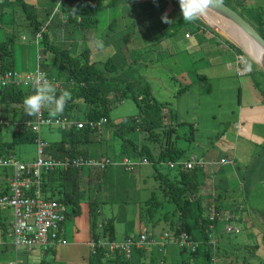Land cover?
<instances>
[{"label": "trees", "instance_id": "trees-1", "mask_svg": "<svg viewBox=\"0 0 264 264\" xmlns=\"http://www.w3.org/2000/svg\"><path fill=\"white\" fill-rule=\"evenodd\" d=\"M16 1L19 0H0L1 73L16 70L14 66V47L18 45L16 42L21 41L23 32L18 28H21L20 25L22 23H17L16 17L12 16L9 29H7V32L2 31V25L4 24L2 19L7 11L6 7H10V4ZM221 1L236 10L245 19L250 17L252 21L248 22L264 37V4L254 3L253 0ZM122 2L123 0H56L50 6L44 7L43 10H37L29 2L20 1L21 10L24 13L23 15L20 10V22L26 19L27 26L35 34L34 43L37 46L36 51L38 50L39 53L36 58L37 67H40L50 79L54 80V77H57V81L61 82V91H55L56 89L52 87L51 90H46L43 93V98L41 96V99L44 101V114L59 115L66 117L69 121H75L74 124L70 123L65 129L59 127L61 138L52 141L45 148L43 147L45 155L51 157L53 160L63 159L64 157H70L71 159L88 158L90 155L88 150L90 143L93 139L97 140L96 134L103 131L105 126L111 129L110 132H107L109 134L107 141L111 143H107V145L111 144L118 148H115L116 153L113 155V158L116 160L121 159L123 156H130L133 158H146L148 163H154L156 157L148 145L149 142L160 145V152L157 155L158 163L183 160L182 155L184 150L177 148L172 139V134H175V137H180L174 125H180L181 123L178 121L175 111L172 109L168 113L164 111L169 102H159L156 99L152 92L150 82L144 76L138 75L135 80L122 79L119 76V70H122L127 62L128 65H131L133 62H138V58H131L130 50L132 51V48L129 45L122 46L107 54L104 53L105 51L101 52V48H99L97 50V53H99L97 59L106 58L100 64H97L99 60L91 59L89 47L86 46L83 48V44L87 45L89 42L88 31L94 32L93 35L97 37L101 33L94 28L97 25L98 14H101L104 9H112ZM168 2L172 5V10L167 14L165 11L161 12ZM144 4L150 8L149 13L147 12L148 14L144 16L147 23L151 20L155 24L157 22L156 18L163 22L177 10L182 17L181 19L188 26L185 31L199 34L200 32L205 33L208 30L207 28H209L187 7L183 0H147ZM58 9L60 19L58 18L56 23H60L63 29L62 31L73 34L74 29H78L80 39L82 38V41H80L81 50L79 48L78 53L74 56L70 55L67 50H60L58 48V45L52 38L51 30L48 29L57 13H54V11ZM11 11L14 12V10ZM112 23V21L109 22V29L113 27ZM147 23L144 20L142 28ZM152 28V37L154 40L156 27L152 26ZM18 31L20 32L19 37L18 34L16 35ZM173 32H171V35L174 34ZM113 33L112 30L111 32L109 30L104 31L105 49L110 47V45L115 46V42L118 43L120 41V37L116 33L113 36ZM149 35L148 33L147 36L143 37V40L153 42ZM228 44L237 50L238 53L242 54L240 48L231 42H228ZM98 45L101 44L98 43ZM121 48L122 50H120ZM149 62L145 66H149ZM59 73L62 75V78L58 77ZM261 73L264 74L263 71ZM59 78L62 80H59ZM23 86L25 85H0V106L1 104L13 106L14 115L11 121L12 123H9L0 113V119L3 121L0 124V156H14L13 150L18 144H28L31 142L39 144L37 142L38 138H40L39 133H36L31 128H27L23 124L25 120L32 118L36 111L32 103L34 97L37 95V91L33 86H31L30 90ZM61 94L63 96L62 101L55 103L54 101ZM129 98L134 100L138 105V114L123 118L117 123H111L109 118L110 110L124 99ZM104 118L106 122L103 123ZM79 120L83 122L99 121L102 124V130L97 131L96 127L95 129H90L88 125L80 128L77 126ZM10 125L15 126V129L11 133V140H3L1 127ZM137 133L144 134V138L148 142L143 141L142 138L138 140L137 137H133ZM103 139H98V143L102 144ZM116 139L119 142H116ZM93 148L99 151L98 147L94 146ZM103 156L110 155L105 153ZM257 156L258 158L264 156V149ZM249 166L241 176L238 187L232 188L228 186V181L224 185H220V191L227 192V195H225L226 197L223 196L222 192L214 195L213 199L215 202L213 204L218 213L226 211L228 207H232V209L238 207L236 200H232L229 206H226V203H224L225 198L233 197L236 199L237 197L244 196V192H248L249 190L248 186L253 187L262 176L264 179V175L261 172L256 176V167L251 169L252 167L249 168ZM112 167L114 166H108L107 170H111ZM166 167L167 170L164 173L156 170L153 174L155 185L150 190L151 196L145 201L142 207L143 210L146 206L145 212L143 213L142 211L143 215L139 212L137 220L142 221L144 216L149 220L156 215L157 211L164 212L165 216H167V211L171 212L173 219H170L169 223L174 228L173 235L177 236L181 232H186L193 240H197L199 243L198 247L194 250L186 246L180 247L182 254L188 252L190 255L189 258L183 260V264H190L192 259L193 262L194 260L196 261L194 264H197L200 259L202 261L201 264H209L213 258V246L209 243L211 239L214 240L212 233L217 227L220 218L226 221H224V224L231 223V220L223 218L224 216H220L214 220L209 219L205 204L210 202H206V197L201 193L202 187L206 184V179L208 177L210 178V174L205 171V166L194 165L185 170L180 169L179 165L170 167L168 164ZM107 170L102 171V174L107 172ZM0 171L5 172V175L8 174L5 169L0 168ZM108 175L107 177H109ZM118 179L119 175H117V181ZM79 183L77 170L55 168L43 173L41 189L46 197L57 199L60 202L62 200L70 204L71 210L73 208V211L77 212L76 205L78 204L79 198L74 197L78 195L75 194L73 189H77ZM5 184L0 185V194L7 192ZM157 193L160 194L161 200L156 199ZM169 202L173 204V210L171 211L167 209V203ZM89 205L91 215L95 217L96 214H101L103 219L100 221V225H102L101 233H96L93 230L92 238L98 240L99 238L107 237L112 240L108 235L111 237L114 235V220L105 216V212L101 206L98 207V205H94L92 202ZM253 213L255 216L262 217L264 216V209L253 210ZM262 221L264 225V218H262ZM1 223L0 220V227L4 228ZM174 223L175 225H173ZM96 225L99 224L93 222V229ZM138 229H141L140 225ZM261 234L264 246V231ZM1 236L2 239H0V242L5 241V237L8 236V231L5 228L1 232ZM153 236V234H150L147 237L151 240L155 238ZM137 260L142 264H156L157 253L155 251L149 252L147 246H144L134 247L130 255L126 256L124 252L116 251L115 253H110L107 249L99 247L95 252H91L89 256L90 264H135Z\"/></svg>", "mask_w": 264, "mask_h": 264}, {"label": "rangeland", "instance_id": "rangeland-1", "mask_svg": "<svg viewBox=\"0 0 264 264\" xmlns=\"http://www.w3.org/2000/svg\"><path fill=\"white\" fill-rule=\"evenodd\" d=\"M20 1L32 2V0H19L10 4V7L12 8L10 9L14 10L13 15H16L17 23H22L20 25L21 28L18 29L22 30L25 36L23 39L21 38L20 42L22 43L16 42L18 45H15L14 47V66L17 71L26 73L35 70V66L38 65L36 58L39 53L38 50L36 51L37 46L34 43L35 34L31 31V28L27 26L26 19L20 22ZM53 2L54 0L46 1L44 3V7L51 5ZM166 5L163 10H161V12L167 10ZM21 12L23 13V10H21ZM55 12L57 13L55 15L54 21L50 23L48 29L51 30V34L53 36L52 38L55 40L58 48L60 50H67L70 55L74 56L76 53H78L79 48L81 50L80 41H82V38L80 39V33H78V29H74L73 34L70 32L64 33L60 23H56L57 19H60L59 9L54 11V13ZM128 13H130V17L128 16ZM179 14L180 13L176 10L163 22L159 21L157 18V22H155V24L154 21H148L147 25L156 27V33H154L155 38L153 42L143 40V37L147 36L149 33L147 27L138 29V27L143 26L142 24L144 23V20L145 23L147 22L144 18V7L141 4H134V1L132 0H123L121 4L112 9H104L101 14H98L96 22L97 25H95L94 28L98 30V32H101L98 34L100 44L105 40V30H109L110 32L112 30L114 32L113 36H115L116 33L120 37V41L118 43L115 42V46L110 45V47L106 49L102 48L100 49L101 52L105 51L104 53L107 54L112 50L115 51L119 47L128 45L130 48H132V51L130 50L131 58H138V62H133L131 65H128L127 62L124 68L119 70V76H121L122 79L127 78L134 80L138 75L144 76V78L150 82L152 92L154 93L156 99L159 102L169 101V104L164 111L166 113H168L171 109L175 111L178 121L181 123L180 125H174L177 128V133L180 135V137H175V134H172V139L174 140V144L177 146V148L184 150L182 156L185 157L196 155V157H200L207 152V149L213 146L217 147L216 137L220 138L222 134H224L225 131H228L229 129L228 126L230 123L227 121L231 122L232 120L237 119V113L233 116L231 111H234L236 108L237 100L240 98L239 92L242 91V96L244 99V95L248 90V87L247 82L242 78L240 81L236 80L225 83L226 91L220 90L219 92V88L221 89V83L215 81L214 77L208 76V78L205 80L197 79L196 69L198 70V67L201 68L202 65L204 67L206 65L205 63L208 61L212 65V67L209 68L210 70L221 69L222 58L218 51L220 50V43L218 42L220 39H218V37L223 41H229L221 36L218 32L211 29L208 25V32H212L218 37L204 33V35H201L202 40L200 42H198L197 34L194 32L191 33V38L186 37V32L184 31L186 28H188V26H186L184 20L181 19L182 17ZM247 20L250 22L252 21L250 17ZM110 21L113 22V27H111V29H109L108 26ZM171 32L174 34L171 35ZM17 34L19 37L20 32L18 31L16 35ZM87 35H89V37H95L92 31H88ZM86 46L90 48L91 59H97V56H99V53H97L99 47L95 48L97 44H83V48ZM120 50H122V48ZM40 54L42 53L40 52ZM95 54H97V56ZM105 59H97L99 60L97 61V64L102 63ZM172 59H179V62L181 61L182 65L185 67L187 64L188 71L190 68L189 73L183 77L177 76L174 78L173 74L171 75V71L168 70V65ZM149 60H151V62H149ZM248 60L253 63L249 57ZM148 62L149 66L146 68L145 65ZM153 62H157L161 66L159 67L158 64H151ZM192 66L196 69L193 70ZM253 72L252 80L254 85L257 86L256 89L257 92H259L258 95L264 97V78L262 77L263 73H261L258 68L257 71L254 69ZM58 77L62 78V75L59 73ZM192 77L194 78V81H190ZM60 78L59 80H62ZM54 80L57 81V77H54ZM58 83V88H60L61 82L59 81ZM23 87L30 90L31 83ZM55 91H59V89ZM224 93L226 94L224 95ZM138 109L139 107L134 100L130 98L124 99L110 110V122L117 123L123 118L136 116L138 114ZM0 113L6 121L12 123L11 121L14 118L13 106L1 104ZM212 115L215 117L213 118ZM195 126L197 129H194ZM1 128L2 139L11 140V133L15 129V126H3ZM110 130V127L105 126L103 131L100 132L101 134H96L97 140L93 139L91 142L93 144L90 143L89 145V157L101 160L103 155L106 153L110 155L109 157L117 163L121 161V159L116 160L111 157L114 155V153H116L115 148L117 147L111 144L107 145V143H111L110 141H107V138H109V134L107 132H110ZM39 136L44 142L43 147L45 148V146L49 145L52 141H56L61 138V131L55 125H42ZM133 137H137L138 140L142 138L143 141L148 142V140L144 138V134L141 135L137 133V135ZM98 139H103V143H98ZM116 142L119 141L116 139ZM148 145L156 157L154 159L156 161L154 163L149 162L140 164L136 167H141L140 172L142 171L141 174L143 175L144 180L142 183L136 181L134 177L135 171H123L124 174L132 176H128V178L131 180V184L126 186L123 184L121 185L120 181H117L114 178L115 176L107 177V172L103 174L102 172H96L97 180H94L88 186L86 185V181L82 182V188L86 190V198L90 199L89 203L92 202L94 205H98V207H100L102 205L100 202L107 200V202L104 201V204L107 205L103 206H110L112 211L111 215L116 217L115 223H113L114 235L113 237L108 235L112 240L122 243L124 239L123 237L125 235L124 232H129V234L132 233V236H135L136 225L137 227L140 225L143 231H145L148 235L153 234V237L156 238L157 243L153 245L155 248L154 251L157 253L156 264H183V258H189L190 256L188 252L182 254L180 247L174 242H166L162 245V243L159 241L160 235L164 233H168L170 236L174 234V228H172L169 223L170 219H173L171 212L167 211V216H165L164 212L161 213L160 211H157L156 215H154L149 220L146 219L145 216L142 218V221L137 220L139 212H141V215H143L142 211L143 213L145 212L146 206L143 208V210L142 207L145 201L151 196L150 190L155 185L153 174L156 172V170L164 173L167 170L166 166L168 165V162H157V155L160 152V145L158 143L151 142H149ZM94 146L98 147L99 151L94 149ZM37 149L38 144L36 142L18 144L13 150L14 157L20 161L31 162L35 160L38 155ZM239 151L241 154L240 156L244 155L249 158V161L246 159V161H248L247 167L250 165L249 168L252 167L251 169L254 167L257 168L256 176H258L260 172L264 175V156H260L259 158L257 156V154H260L263 149L257 147L255 151L252 150L247 153L246 151L242 150V145H238L237 152ZM176 162H178V160ZM110 166H114L112 168L123 170L119 164ZM227 167L228 169L225 168L224 171H227L228 175H230L227 178L228 186L232 188L238 187L240 185L239 180L241 176L243 175L244 171L247 170L246 165L244 167L243 165L238 164L239 168L237 170L233 168L232 164H229V166L227 165ZM237 173H241V176L238 177ZM93 176H95V173ZM6 178L7 175H5V172L0 171V185L5 184ZM257 181L258 182L253 185L254 191L251 195L250 201L252 206L257 204L258 209L263 210V176ZM85 190L83 191L85 192ZM240 197L243 199L242 196ZM252 198H254L253 201ZM156 199L161 200L159 193H157ZM243 200H247V198ZM122 202L126 203L127 208ZM103 206L101 207L102 209ZM140 208L141 210H139ZM77 209V212L70 213L69 211H71V207L65 208L67 212L66 219L71 216L70 214H72V219L81 216V213H83L82 207L80 208L81 210L79 208ZM167 209L170 211L173 210V204L171 202L167 203ZM78 212L79 215L73 216L78 214ZM95 217L90 215L92 223L95 222L96 224H100L99 221L103 220L101 214H96ZM252 218V224H236L234 221H231V225L233 227L236 225L239 228L240 231L238 233H226L224 231V219H219V234L215 246L216 251H212L213 258L209 264H264V246L261 234L264 231V225L262 224V218H264V216L258 217L252 215ZM12 219L13 215L11 209L0 208V220L2 223H4L5 230L10 231ZM173 225H175V223ZM101 226L102 225H96L93 230L100 234ZM254 226L256 227L255 231L254 229H251ZM77 227L79 228L78 225ZM5 238V241H8L9 243L12 242L11 237L6 236ZM104 238L105 240H108L106 237ZM146 246L149 250L152 249L151 243H147ZM10 261L15 262V259H11ZM138 261L139 260H137L135 264H142ZM191 261L190 264H194V262ZM201 262L202 261L200 259L197 264H201Z\"/></svg>", "mask_w": 264, "mask_h": 264}, {"label": "crops", "instance_id": "crops-1", "mask_svg": "<svg viewBox=\"0 0 264 264\" xmlns=\"http://www.w3.org/2000/svg\"><path fill=\"white\" fill-rule=\"evenodd\" d=\"M48 0H32V2H29L30 4L34 5L37 10H43L44 3ZM56 0H54L55 2ZM134 1V4H141L144 5V16L149 13L150 8L144 4L147 0H132ZM254 3L263 5V1L259 0H253ZM53 4V3H52ZM50 6V5H49ZM7 11L3 16V29L2 31L7 32V29H9V25L12 21V16L16 17V15H13V11H11L10 7H6ZM172 10V5L169 3L167 5V10H165L166 14L169 13ZM148 12V13H147ZM12 13V14H11ZM128 16L130 17V13H128ZM147 23V22H146ZM148 24V23H147ZM145 24L149 32V36L152 38V31L153 28L151 25ZM117 25V24H116ZM138 29H142V26L138 27ZM186 32V34H189L188 37L191 38V32ZM211 36H216L212 32L206 31ZM205 32V33H206ZM94 34V32H92ZM23 34V33H22ZM24 35V34H23ZM21 36L23 39L24 36ZM201 35H204V33L197 34V40L200 42ZM218 37V36H216ZM89 38V44H97L96 47L104 48L105 42L102 41L101 45L98 46V43H100L97 36H90ZM187 38V39H189ZM204 38V37H203ZM218 42L220 43V56L222 58V67L219 70H210L209 68L212 67L211 63L208 61L205 63L206 65L201 68L198 67V70L196 68V77L200 80H205L208 78V76L214 77L215 81H218L221 83V89L220 90L226 91V85L225 83H228L230 81H240L242 78L247 82L248 90L246 91L244 95V99L242 96V91L239 92L240 98L237 100L236 108L232 112V115L234 116L237 113V119L230 121H227L230 123L228 126V131H225L224 134L220 138L216 137V146H213L209 149H207V152L201 155L199 158H203L205 161V164L203 167L205 168V171L210 174V178L208 177L206 179V184L202 187L201 193L206 197V200H211L210 203H206L205 206L207 208V205L209 206L211 203L215 202L213 197L215 194L221 193L225 196L227 195V192L220 191V185H224L226 183L227 178L230 176L228 175L227 171H224L225 168L228 169L227 165L229 164L233 165L234 169H238V164L243 165L247 167V162L249 161V158L247 156H240V151L237 152V146L242 145V150L249 153L252 150H256L257 147H260L261 149H264V97L259 96L257 92V89L253 83L252 80V74L254 73V69L257 71V68L259 71H262L258 65L253 62H250L248 60V57H246L243 53H238L237 50H235L232 46L228 44V42L223 41L221 38ZM145 41V40H144ZM24 46V45H23ZM94 48V46H93ZM97 56V54H95ZM103 56V55H102ZM107 56V55H106ZM167 62V61H166ZM151 64H158L157 62H153ZM193 64V63H192ZM160 67L161 65L158 64ZM37 66H35L36 69ZM148 66H146L147 68ZM168 70L171 71V75L173 74L174 78L179 76L183 77L188 71V66L186 64V67L182 65L181 61L179 62V59H172L168 65ZM195 77V76H193ZM191 78L190 81H194V78ZM262 77L264 78V74H262ZM223 88V89H222ZM227 93V92H226ZM224 93V95L226 94ZM163 102H169V101H163ZM213 116V115H212ZM215 116H213L214 118ZM232 118V117H231ZM194 128L197 129L195 126ZM253 145V147H252ZM245 152V153H246ZM239 154V155H238ZM196 156V155H195ZM113 157V156H111ZM189 156L182 157V159H187ZM246 159L248 161H246ZM237 165V166H236ZM120 167V166H119ZM122 167V166H121ZM123 169V168H122ZM141 167L136 168L135 170V179L137 182L142 183L143 175L140 172ZM110 171V172H109ZM107 170L108 176H115L114 178L117 180V175H119L118 181H120V184L126 186L131 184L130 178L128 176L132 177L131 175H126L123 173L124 170L121 169H114L111 168ZM129 172V171H127ZM94 172L91 170H81L79 171V185H77V189H73L76 195L75 198H80V201L76 205V208H81L83 210V213H81V216H78L74 219H72L71 216L67 219H65L63 225H62V234L63 237L66 238L67 243L65 244H57L53 248L48 249H42L40 247H34L31 249L27 248H14L11 243L8 241H2L0 242V264H7L11 259H15L16 264H90L89 262V256L92 252V248L90 246V242L93 239L92 233H93V223L90 219L91 211H90V205H89V198H86V190L82 188V182H87V186L92 183L94 180H96V176H93ZM126 173V172H125ZM238 177L241 176V173H237ZM95 177V178H93ZM221 181V183H219ZM138 183V184H139ZM248 192H244L243 200L241 197H237L236 199L232 198H225L224 203H226V206H229L232 200H236V203L238 204V207L235 209H232V207H228L226 211H221L220 216H224L223 218H227L231 221H234L236 224H252V214L253 210L258 209V205L255 204L252 206L250 198L254 191V187L248 186ZM85 190V192L83 191ZM234 194V193H233ZM226 197V196H225ZM76 200V199H74ZM104 200V199H103ZM254 198H252V201ZM107 202V200H104ZM104 201H101L100 203H103ZM61 203L64 205L65 208H70V204L63 202L61 200ZM123 203V202H122ZM245 204V206H244ZM103 205L107 204H102ZM123 205L126 207V203L124 202ZM64 208V209H65ZM127 208V207H126ZM81 210V209H80ZM79 210V212H80ZM103 210L105 212V216L108 218H112L115 223L116 217H114L111 211L110 206H103ZM66 211V210H65ZM70 213H75L73 211V208ZM73 215L77 216L79 215ZM222 214V215H221ZM96 218V217H95ZM225 221V220H224ZM75 222V223H74ZM81 222V223H79ZM100 222V221H99ZM219 222V221H218ZM226 222V221H225ZM2 226H4V223H1ZM219 224V223H218ZM218 224L217 227L213 231V238L214 240H210L212 243H210L213 247V251L215 252V246L216 242L218 240ZM79 226V228L77 227ZM236 226V225H234ZM127 228V227H125ZM251 229L256 230V227H252ZM3 231V228L0 227V239H2L1 232ZM9 232V231H8ZM141 232H145L142 229H138L137 225L135 228V236H138ZM125 235L123 238L132 235L129 234V232H124ZM160 235V239H161ZM107 238V237H106ZM159 239V240H160ZM156 240V238H154ZM153 249V250H152ZM152 249L149 250V252H153L155 250L154 246H152ZM111 259V258H110ZM185 260V259H183ZM193 261V259H192ZM194 262H196L194 260Z\"/></svg>", "mask_w": 264, "mask_h": 264}, {"label": "built area", "instance_id": "built-area-1", "mask_svg": "<svg viewBox=\"0 0 264 264\" xmlns=\"http://www.w3.org/2000/svg\"><path fill=\"white\" fill-rule=\"evenodd\" d=\"M263 1L264 0H260ZM188 37V34H186ZM59 82V81H58ZM56 80L50 79L46 73L37 67L35 70L21 73L17 70H9L0 72V85L14 84V85H27L36 88L37 95L33 99L35 113L32 118L27 119L23 124L27 128H31L36 133H40L41 126L55 125L58 128L65 129L70 123L74 124L75 121L68 120L66 117L59 115H46L44 114V101L43 93L46 90H51L52 85L55 89L61 91V86L58 88L59 83ZM62 94L54 102L59 103L62 101ZM106 119H103V123ZM3 121L0 119V124ZM84 123V124H83ZM88 125L90 129L100 130L102 124L97 122H77V126L82 128ZM39 144L38 155L35 160L31 162L20 161L14 156H0V168L7 171V192L0 194V208H9L12 211L13 219L11 220L10 231L8 236L12 238V245L15 248L24 247L31 249L40 247L42 249L53 248L57 244L67 243L66 238L62 234V225L66 219V211L64 205L54 198H48L41 189L42 176L45 171H50L55 167H68L80 168L81 166H91L98 170H104L110 165L119 164L126 171H133L140 164L148 163L146 158H132L124 156L120 162H116L109 157L97 160L94 158H75L64 157L63 159L53 160L51 157L46 156L43 151L44 142L38 138ZM170 167L179 165V168L185 170L194 165L203 166L205 161L203 158H198L195 155L190 156L188 159H183L178 162H169ZM207 213L210 220L220 217L215 209L213 203L207 207ZM226 233H238L240 230L231 223H226L224 226ZM146 232H141L138 236H128L123 239L122 243L115 240H105L100 238L98 240L92 239L90 246L92 252L99 247L105 248L110 253L116 251L124 252L126 256L130 255L134 247H144L147 243L155 245L157 242L154 239L149 240ZM103 240V241H102ZM160 242H174L179 247L186 246L191 250L198 247L197 240H193L186 232H181L177 236L164 233L161 236ZM8 264H16V262H8Z\"/></svg>", "mask_w": 264, "mask_h": 264}, {"label": "water", "instance_id": "water-1", "mask_svg": "<svg viewBox=\"0 0 264 264\" xmlns=\"http://www.w3.org/2000/svg\"><path fill=\"white\" fill-rule=\"evenodd\" d=\"M211 29L241 49L264 72V37L221 0H183Z\"/></svg>", "mask_w": 264, "mask_h": 264}, {"label": "clouds", "instance_id": "clouds-1", "mask_svg": "<svg viewBox=\"0 0 264 264\" xmlns=\"http://www.w3.org/2000/svg\"><path fill=\"white\" fill-rule=\"evenodd\" d=\"M24 38V37H23ZM37 68V67H36ZM53 88H55L54 86H52ZM51 87V88H52ZM74 121V120H73ZM79 121H81V120H79ZM87 125V124H86ZM100 130H102V128L100 129ZM100 130H97V131H100ZM106 157H109V156H103V158H106ZM124 157V156H123ZM122 157V158H123ZM88 158H92V157H88ZM102 158V159H103ZM110 158V157H109ZM121 158V159H122ZM133 158V157H132ZM25 162H29V161H25ZM121 166V165H120ZM55 168H60V169H62V170H66V169H73V170H77L78 171V173H79V171H81V170H91L92 172H94L95 173V176H96V172L98 173V172H102V171H106L107 170V168L106 169H104V170H98V169H96L95 167H91V166H81L80 168H72V167H68V168H66V169H64V168H62V167H55ZM54 168V169H55ZM123 168V167H122ZM53 170V169H52ZM45 172H49V171H45ZM6 181V180H5ZM5 188L7 189V182H6V184H5ZM2 189H4V188H2ZM2 194H4V193H2ZM211 200H208L207 202H210ZM207 212V211H206ZM208 214V213H207ZM101 223V222H100ZM99 226H100V224H99ZM237 227V226H236ZM101 228H102V226H101ZM163 235V234H162ZM100 239V238H99ZM103 239H105V238H103ZM107 239H109V238H107ZM110 240V239H109ZM160 241V240H159ZM210 243H213V242H210Z\"/></svg>", "mask_w": 264, "mask_h": 264}, {"label": "bare ground", "instance_id": "bare-ground-1", "mask_svg": "<svg viewBox=\"0 0 264 264\" xmlns=\"http://www.w3.org/2000/svg\"><path fill=\"white\" fill-rule=\"evenodd\" d=\"M211 238V237H210ZM210 243V242H209Z\"/></svg>", "mask_w": 264, "mask_h": 264}]
</instances>
